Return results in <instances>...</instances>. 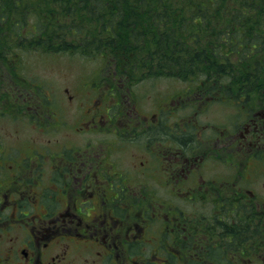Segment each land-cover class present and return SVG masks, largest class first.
<instances>
[{"label":"flooded vegetation","instance_id":"obj_1","mask_svg":"<svg viewBox=\"0 0 264 264\" xmlns=\"http://www.w3.org/2000/svg\"><path fill=\"white\" fill-rule=\"evenodd\" d=\"M110 70L114 98L85 108L83 140L24 154L0 143V264H264V102L196 84L144 111L124 89L139 78ZM29 94L8 102L25 101L43 133L60 126L35 114L52 96ZM215 103L233 110L204 123Z\"/></svg>","mask_w":264,"mask_h":264},{"label":"trees","instance_id":"obj_2","mask_svg":"<svg viewBox=\"0 0 264 264\" xmlns=\"http://www.w3.org/2000/svg\"><path fill=\"white\" fill-rule=\"evenodd\" d=\"M21 50L97 57L109 79L167 75L264 102V0H0V102L9 83L33 92L18 64L1 68Z\"/></svg>","mask_w":264,"mask_h":264},{"label":"rangeland","instance_id":"obj_3","mask_svg":"<svg viewBox=\"0 0 264 264\" xmlns=\"http://www.w3.org/2000/svg\"><path fill=\"white\" fill-rule=\"evenodd\" d=\"M19 54L20 58L18 59L12 58L5 60V63L2 62L1 68L7 71L6 64L8 62L10 64H18V68L24 70L21 73L31 78L27 88L34 86V90H38L41 96L50 94L52 102H49L48 111L46 113L40 111L35 114L37 118H39L37 114L40 113V118L44 114L45 117H48L47 121L60 126H51L48 132L45 133L38 129L36 126L38 121H34L33 115L29 113L30 108L27 110L25 103L18 102L16 105H12L8 102V99L9 101L11 99L14 100L17 93L22 91L19 90L17 85L16 88L18 90L15 89L13 84L9 83L8 96L0 102V143L3 151H20L24 154L37 147L45 150V146L56 145L57 148H60L64 145L74 144L72 142L83 140L84 131L82 134H77L73 130L78 128L81 121H84L85 108L96 106L101 100L114 98L111 90L114 84L101 82L103 74L108 72L105 61L97 57H89L78 53H46L39 50H21ZM94 81H98L99 85L93 89ZM9 82L14 83L13 78ZM189 83L173 77H157L140 79L131 85L126 84L124 89L131 94L132 102H135L137 93L140 108L144 111H149L150 108L154 109L161 99L164 97L169 98L178 89H185ZM116 91L118 94H123L124 92L118 85ZM23 94L24 96H32L28 93V89H24ZM20 97L23 96L20 95ZM122 97L124 96L122 95ZM252 99H254L253 105L260 103L262 100L257 95L253 96ZM14 106L18 107L19 110ZM123 107L124 109L126 108L125 105ZM232 110L233 108L228 105L215 103L210 105L205 111H202L200 118L204 123H222ZM61 122L65 123L61 125ZM102 137L112 139L115 135L95 133L93 138L100 139ZM116 148L112 153L114 155L113 159H115L117 154L121 153L122 149L118 148H122V145L117 143ZM127 154H130V152ZM127 160L129 161L130 159L125 155L122 161ZM43 171L47 174L51 173L52 169H50L49 162ZM46 181L48 179L44 183ZM67 197L69 198V194ZM58 203L60 205V202Z\"/></svg>","mask_w":264,"mask_h":264}]
</instances>
